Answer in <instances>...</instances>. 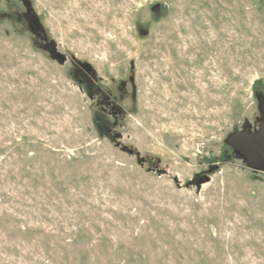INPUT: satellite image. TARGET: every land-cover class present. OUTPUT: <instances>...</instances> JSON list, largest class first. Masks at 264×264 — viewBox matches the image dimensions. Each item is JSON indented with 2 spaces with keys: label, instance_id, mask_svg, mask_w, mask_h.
<instances>
[{
  "label": "rangeland",
  "instance_id": "rangeland-1",
  "mask_svg": "<svg viewBox=\"0 0 264 264\" xmlns=\"http://www.w3.org/2000/svg\"><path fill=\"white\" fill-rule=\"evenodd\" d=\"M262 101L264 0H0V264H264Z\"/></svg>",
  "mask_w": 264,
  "mask_h": 264
},
{
  "label": "water",
  "instance_id": "water-1",
  "mask_svg": "<svg viewBox=\"0 0 264 264\" xmlns=\"http://www.w3.org/2000/svg\"><path fill=\"white\" fill-rule=\"evenodd\" d=\"M154 9L156 10L157 7ZM33 31L37 32L35 24H33ZM47 49L57 61L64 60L52 44H49ZM258 110L260 124L257 129L243 127L240 131L229 134L225 142L234 152L235 158L241 160L249 169L264 172V101L259 104Z\"/></svg>",
  "mask_w": 264,
  "mask_h": 264
}]
</instances>
